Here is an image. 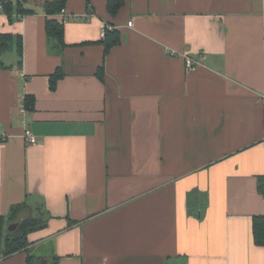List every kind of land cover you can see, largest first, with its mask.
I'll list each match as a JSON object with an SVG mask.
<instances>
[{"label":"crops","instance_id":"1","mask_svg":"<svg viewBox=\"0 0 264 264\" xmlns=\"http://www.w3.org/2000/svg\"><path fill=\"white\" fill-rule=\"evenodd\" d=\"M46 1L0 17V214L46 221L0 264H264V0H67L63 47Z\"/></svg>","mask_w":264,"mask_h":264},{"label":"trees","instance_id":"2","mask_svg":"<svg viewBox=\"0 0 264 264\" xmlns=\"http://www.w3.org/2000/svg\"><path fill=\"white\" fill-rule=\"evenodd\" d=\"M4 4L5 12L8 21L13 23L15 20L20 19L22 16L32 14L35 11L29 8L26 4L28 0H0ZM67 0H54L46 1L44 4L45 13L47 15L46 20V33L48 38L53 40L58 47H63L64 42V24L57 18H50L59 13H62L66 9ZM123 5V0H108V6L110 11L116 12ZM106 52L110 48L119 43L120 33L115 29L108 31L104 38ZM17 49L19 57V65L23 63V37L20 34H13L10 32H0V69H7L11 66L7 65L2 56L12 50ZM103 67L98 71V76L101 80L104 79ZM62 76L58 70L51 76L50 83L51 88L55 89L58 79ZM23 105L28 110L35 109V97L30 94L24 96ZM259 190L264 194V176L259 178ZM27 202L16 204L12 206L11 212L8 217L0 214V258L10 256L18 251L26 249L30 244L29 234L36 231L46 225V221L42 215L29 216L24 219H20V213L28 207ZM11 221L17 223V227L9 232L5 231L6 222ZM253 237L256 245L264 247V215L253 216ZM31 258V256H29Z\"/></svg>","mask_w":264,"mask_h":264},{"label":"built area","instance_id":"3","mask_svg":"<svg viewBox=\"0 0 264 264\" xmlns=\"http://www.w3.org/2000/svg\"><path fill=\"white\" fill-rule=\"evenodd\" d=\"M4 12H5L4 4L2 3V1H0V17H1V15ZM111 29H113L112 26H109V25H106L105 26L104 25L102 27V29H101V33H100L101 37L102 38H105L106 35H107V33H108V31L111 30ZM186 64H187L188 68H192L195 64H197V62L194 61L193 59L187 57ZM25 136H26V139L28 140V142H30V143H36L37 140H36L35 136L32 134L31 130L26 129L25 130ZM7 137H8V135L5 132L0 131V140H5V139H7Z\"/></svg>","mask_w":264,"mask_h":264},{"label":"rangeland","instance_id":"4","mask_svg":"<svg viewBox=\"0 0 264 264\" xmlns=\"http://www.w3.org/2000/svg\"><path fill=\"white\" fill-rule=\"evenodd\" d=\"M16 57H17V52H16V49L13 48L12 50L6 52V53L2 56V60H3L4 62L9 63V62L11 61V59H15ZM12 224H14V223H12ZM12 224H9V225L7 224V225H6V228H5V231H6V232L11 231L10 226H11Z\"/></svg>","mask_w":264,"mask_h":264},{"label":"water","instance_id":"5","mask_svg":"<svg viewBox=\"0 0 264 264\" xmlns=\"http://www.w3.org/2000/svg\"><path fill=\"white\" fill-rule=\"evenodd\" d=\"M17 227V223H14L10 226L11 231L14 230Z\"/></svg>","mask_w":264,"mask_h":264}]
</instances>
